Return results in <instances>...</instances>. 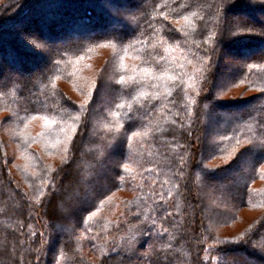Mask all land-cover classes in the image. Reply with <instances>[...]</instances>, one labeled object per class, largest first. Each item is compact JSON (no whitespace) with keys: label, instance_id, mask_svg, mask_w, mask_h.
<instances>
[{"label":"trees","instance_id":"trees-1","mask_svg":"<svg viewBox=\"0 0 264 264\" xmlns=\"http://www.w3.org/2000/svg\"><path fill=\"white\" fill-rule=\"evenodd\" d=\"M0 42L49 51L0 67V264H264V0H0Z\"/></svg>","mask_w":264,"mask_h":264},{"label":"rangeland","instance_id":"rangeland-1","mask_svg":"<svg viewBox=\"0 0 264 264\" xmlns=\"http://www.w3.org/2000/svg\"><path fill=\"white\" fill-rule=\"evenodd\" d=\"M52 7V8H51ZM106 8H108V10L109 11H111V12H113V11H116V10H114V9H112V8H109L108 6H105ZM43 8H44V11L47 9V10H49V12L47 13V15L48 16H50L49 14L53 11V9H54V6L52 5V6H49V7H47V4H46V6H43ZM43 8H38V9H42L43 10ZM51 8V9H50ZM117 10H120V8H118ZM32 11H33V9H32ZM31 11V12H32ZM37 11V10H36ZM55 12V11H54ZM53 12V13H54ZM56 13V12H55ZM31 15H33V17H35L34 16V14L33 13H30L29 15L27 14L26 16H23L21 19H23V22L22 23H20V24H18L17 22L16 23H14V25L12 26V27H14V29L15 30H19L22 34H23V36L27 39V41L31 44V45H33V46H37V44L36 43H34V41H32L26 34H27V32H24L23 31V29H26L27 27H30V20H31ZM241 15H243L244 16V14H241ZM54 16V17H53ZM243 16H239V17H242L243 18ZM59 17L60 16H56V15H52L50 18H51V21H49L50 23V25H54L55 23H57V24H59V27L61 26L60 25V21H59ZM235 19L237 18V16H235L234 17ZM51 22H52V24H51ZM114 24H116V23H113L112 25L110 24V27H109V25H108V27L106 28V29H108V28H116V26L114 25ZM56 25V24H55ZM54 25V26H55ZM11 27V28H12ZM117 27H119V26H117ZM10 28V27H9ZM120 28H123V27H120ZM30 31V30H29ZM81 31H84V30H81ZM64 33H71V32H69V30H66V31H63ZM62 35H64L63 33L60 35V37L62 36ZM72 35H73V33H72ZM74 36V35H73ZM47 40H48V42L49 43H51V44H55V43H60V40L59 41H57V39L56 38H51V39H49V38H47ZM63 42V41H62ZM2 44V42H0V45ZM39 49H41V48H38V47H36V50H38V51H36V50H30V52H32V53H39V56H42V54L43 53H41V52H39ZM234 51V50H233ZM236 51V50H235ZM230 52V53H223L222 55H223V57L224 58H226V59H234V61H237V63H238V59L237 60H235V54H237V52ZM238 51V50H237ZM96 52V51H95ZM262 52H264V49H262V50H260V51H258L257 53H253V54H251V55H257V54H259V53H262ZM44 53H45V56H44V59L42 60V61H40V59L37 57L36 58V56H35V58L33 57V59L31 58V59H26L24 62L26 63V67L24 66H15V63H13L11 60H9V57L7 56V54L6 55H4L3 53H2V55H4V56H2L1 55V57H0V67L2 68V69H4L5 71H10V70H14V71H16V72H18V73H22V74H25V73H28V72H37L36 70H39V68H40V66L44 63V62H46V60L48 59L47 57H48V54H49V51L46 49L45 51H44ZM108 55V51L106 50V49H101V50H99V51H97V54L96 53H93V55H91L89 58H87L86 60H83L82 62L84 63V67L83 68H80V69H78V73H77V75L75 76L76 77V79H77V82L76 83H73V84H80V79H82V82L84 81V78L86 77V78H88V81H89V83H88V87L90 86V87H92L93 89H95V87H96V85H94V81H95V77L97 78V73H99V70H100V68L105 64V58H106V56ZM250 55V56H251ZM45 60V61H44ZM44 61V62H43ZM41 64V65H40ZM236 66V65H235ZM21 67V68H20ZM234 68H236V67H233V69H230V70H228V72H226V74L224 75V77H221V78H219V79H217V81H216V84H218V85H225L226 83H227V80H229V77L230 76H232V75H234L235 73H230V72H232V70H234ZM65 85V87L68 89V90H70L71 91V89H72V85L71 84H64ZM217 85V86H218ZM102 91L100 92L101 93V98H104V97H106V95H107V97L110 95V93H111V89H110V87H108V86H104V84H103V88L101 89ZM233 92H237V93H235V94H229L228 93V89L226 90V91H224V96H219V97H221L220 99L221 100H224L222 97H237L238 96V94H239V91L238 90H233ZM252 93V91H249V92H247V93H244L245 95H250ZM243 94V95H244ZM218 97V98H219ZM237 98H240L239 96L237 97ZM242 98H244V97H242ZM230 109H232V108H230ZM243 109H244V107H243ZM234 110V109H233ZM227 117V116H226ZM232 119V118H231ZM64 125V122L62 121V123H61V126H63ZM220 131V128L217 126V125H215V124H209V125H207L206 126V131H205V137H206V141L207 140H209V147L211 146V143H212V141H211V139H212V135L214 134V133H216V132H219ZM6 133L7 134H5V137H6V139H7V141H8V153L11 155V156H13L14 155V152H15V144H14V142L10 139L12 136H11V134H10V132L9 131H6ZM9 134V135H8ZM81 166V165H80ZM80 171V170H79ZM13 172H14V170H13ZM15 174H17L16 172H14ZM79 176V180H80V177H81V174H79L78 175ZM75 188V187H74ZM75 195H77V196H79V194L78 193H76ZM65 199V201H66V203L67 202H69L70 203V199L69 198H64ZM69 199V200H68ZM62 208V207H61ZM63 210V209H62ZM258 212L259 211H252V210H250V209H248V208H244V209H242L241 211H240V215H242V217L243 218H246V220H248V219H250V218H252L254 215H257L258 214ZM257 213V214H256ZM221 227V229H220V232H223V230L225 229V227H222V226H219L218 227V229Z\"/></svg>","mask_w":264,"mask_h":264},{"label":"snow or ice","instance_id":"snow-or-ice-1","mask_svg":"<svg viewBox=\"0 0 264 264\" xmlns=\"http://www.w3.org/2000/svg\"><path fill=\"white\" fill-rule=\"evenodd\" d=\"M185 19H187V17H185ZM213 36H215V33H211L210 34V36H209V42L211 41V38L213 37ZM145 74H147V75H151V73H152V69H149V68H145V69H143L142 70ZM162 75V74H161ZM174 79V78H173ZM120 80H121V83H123L124 82V77L123 76H121V78H120ZM134 135H135V133H134ZM124 168L127 170V165H124Z\"/></svg>","mask_w":264,"mask_h":264}]
</instances>
